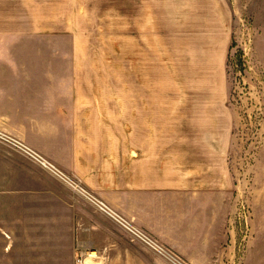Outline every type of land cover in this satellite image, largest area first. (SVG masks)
I'll return each mask as SVG.
<instances>
[{
    "label": "crops",
    "instance_id": "0c3cea01",
    "mask_svg": "<svg viewBox=\"0 0 264 264\" xmlns=\"http://www.w3.org/2000/svg\"><path fill=\"white\" fill-rule=\"evenodd\" d=\"M17 5L0 9V264H75L78 242L104 264L223 248L237 200L226 98L155 96L147 78L128 97L81 95L75 50L23 42L70 32L27 31Z\"/></svg>",
    "mask_w": 264,
    "mask_h": 264
},
{
    "label": "rangeland",
    "instance_id": "374dc122",
    "mask_svg": "<svg viewBox=\"0 0 264 264\" xmlns=\"http://www.w3.org/2000/svg\"><path fill=\"white\" fill-rule=\"evenodd\" d=\"M8 3L11 12L27 11V31L70 32L23 42L43 52L75 50L81 95L128 97L147 78L155 96L226 98L234 119L233 233L210 256L206 249L176 259L264 264V0H4L0 9ZM27 3L35 22L58 24H30Z\"/></svg>",
    "mask_w": 264,
    "mask_h": 264
},
{
    "label": "built area",
    "instance_id": "2783aa9c",
    "mask_svg": "<svg viewBox=\"0 0 264 264\" xmlns=\"http://www.w3.org/2000/svg\"><path fill=\"white\" fill-rule=\"evenodd\" d=\"M10 142L12 144L22 148V150H23V146L21 143L15 141V140H10ZM71 185L74 186L75 189L83 192V189L81 188L80 185H78L76 183H71ZM135 235L137 237H139L140 239H143L146 242H149V243L151 242V239L148 238L144 234L135 233ZM158 250L164 251L161 248H158ZM103 254H104V251H100V250L94 248L91 244H88L85 242H78L77 246H76L75 264H104V262L101 260V257ZM173 259H175V258H173ZM175 261H177V259H175ZM177 264H183V263L177 261Z\"/></svg>",
    "mask_w": 264,
    "mask_h": 264
},
{
    "label": "bare ground",
    "instance_id": "6f19581e",
    "mask_svg": "<svg viewBox=\"0 0 264 264\" xmlns=\"http://www.w3.org/2000/svg\"><path fill=\"white\" fill-rule=\"evenodd\" d=\"M50 165V164H49Z\"/></svg>",
    "mask_w": 264,
    "mask_h": 264
}]
</instances>
